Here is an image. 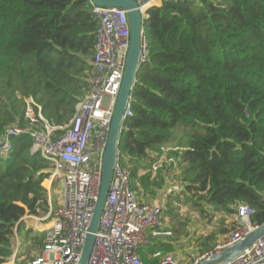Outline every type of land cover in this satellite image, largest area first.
Segmentation results:
<instances>
[{
    "label": "trees",
    "instance_id": "1",
    "mask_svg": "<svg viewBox=\"0 0 264 264\" xmlns=\"http://www.w3.org/2000/svg\"><path fill=\"white\" fill-rule=\"evenodd\" d=\"M96 25L88 0H0V139L8 126H28L30 97L51 125L69 122L88 89ZM142 27L146 56L118 148L140 200L175 176L184 201L222 215L218 230L199 239L201 253L234 227L225 220L240 203L264 224V0H162L147 9ZM30 140L12 136L0 154V264L12 255L20 218L44 216L49 207L42 182L52 164L27 152ZM178 197L169 196L166 212ZM25 243L30 258L42 238ZM157 249L173 252L174 244L158 241L139 254L153 264Z\"/></svg>",
    "mask_w": 264,
    "mask_h": 264
},
{
    "label": "built area",
    "instance_id": "2",
    "mask_svg": "<svg viewBox=\"0 0 264 264\" xmlns=\"http://www.w3.org/2000/svg\"><path fill=\"white\" fill-rule=\"evenodd\" d=\"M88 1L97 19L92 70L86 78L87 92L76 104L71 119L65 125H51L43 117L40 105L30 97L24 115L28 126H8L0 139V154L5 155L11 148L12 136L28 134L31 140L27 152L38 154L52 164L44 187L50 190L53 182L61 181L64 188L63 202L55 208L48 194V211L40 219L45 226L38 235L42 238L41 249L19 264H78L98 200L103 155L129 49V24L126 9L98 6ZM161 1L137 0L142 20L147 9L160 5ZM145 56L146 41L142 37L140 64ZM130 101L126 104L123 120L131 113ZM58 129L63 133L52 138L53 131ZM161 162L159 158L152 170L155 171ZM179 190V183L168 177L157 191V200L142 202L130 186L128 170L117 148L109 189L86 264H146L139 249L152 246L154 239L171 235L161 214L169 196ZM254 213L250 205L238 204L235 214L227 220L234 227L185 264H200L255 231L261 225L252 220ZM16 249L17 246L13 247L12 252ZM16 257V254L10 255L3 264H14ZM151 258L153 264H179L172 253L162 250L154 251ZM226 264H264V235Z\"/></svg>",
    "mask_w": 264,
    "mask_h": 264
},
{
    "label": "water",
    "instance_id": "3",
    "mask_svg": "<svg viewBox=\"0 0 264 264\" xmlns=\"http://www.w3.org/2000/svg\"><path fill=\"white\" fill-rule=\"evenodd\" d=\"M98 6L120 7L127 10L129 24V49L124 67L123 78L116 97L115 106L111 118L110 128L107 136L106 147L102 160L100 191L93 212L89 234L83 246L78 264H86L95 241V234L111 180V174L118 148V140L123 127V114L126 104L131 100V90L135 83L136 71L140 65L139 53L141 39L144 37L142 27V16L140 14L137 0H92ZM264 235V224L251 232L244 239L233 246L217 253L200 264H226L236 257L245 248H248L256 239Z\"/></svg>",
    "mask_w": 264,
    "mask_h": 264
},
{
    "label": "rangeland",
    "instance_id": "4",
    "mask_svg": "<svg viewBox=\"0 0 264 264\" xmlns=\"http://www.w3.org/2000/svg\"><path fill=\"white\" fill-rule=\"evenodd\" d=\"M175 133H177V137L182 134L181 130L179 129L175 130ZM52 138L54 137L52 136ZM175 142L170 145H175ZM176 148L177 147H173L170 149L175 150ZM161 159L163 161V156H161ZM165 159L167 160V157H165ZM166 165H168V162H166ZM43 184L46 185L44 181L42 182V185ZM49 189L50 190H47V198L49 194L51 198L52 207L55 208L63 202V184L61 181L53 182ZM180 191L181 190L176 193H173L179 195L178 199H172L169 201L170 205L168 206V208H171L172 213L166 212L164 209V213L162 212L161 217L164 223L171 230L170 236L173 237L172 241H175L174 251L172 252L174 259L179 264H185L190 259L198 255V253H200L201 246L199 244V239H201L206 234H210L211 232L218 230L219 226L221 225V221H219V219H221L222 215L205 203H203V213L195 210L189 202L184 201V197L180 194ZM153 199L157 200L158 196H150L147 197L145 200L141 199V201L151 203ZM167 201L166 203H168ZM228 218L229 217L226 218L225 223L229 226V224H227L230 223L227 222ZM224 234H218L215 237V241L210 245V247L216 241L221 239ZM33 239H35V236L33 237ZM24 250L25 245L22 242H19V252L16 257L18 264L26 259Z\"/></svg>",
    "mask_w": 264,
    "mask_h": 264
},
{
    "label": "crops",
    "instance_id": "5",
    "mask_svg": "<svg viewBox=\"0 0 264 264\" xmlns=\"http://www.w3.org/2000/svg\"><path fill=\"white\" fill-rule=\"evenodd\" d=\"M148 197H150V196H148ZM141 199L145 200L144 198H141ZM44 216H41V217H39L37 219L36 217H33L32 215H27L26 214V216L23 219H21V221L19 222L20 225H21V233H20V235H19V232H17V230L14 229L13 236L11 237V247L13 248V247L17 246V249L12 252V255L14 253L18 254V252H19V242H22L24 245H26L25 242L28 243L29 241H31L33 239V238H31V239L28 238L27 235H30V233L28 234L27 230H31L33 234L34 233H42V231L45 228V226H44L43 222L40 219L43 218ZM166 228L169 229L168 226H166ZM37 237H39V236H35V238H37ZM154 240H155V243L158 242V241H162V242L172 241L171 238H168L167 236H162V237L154 239ZM174 242L172 241L173 244H175ZM146 247H152V246H146ZM157 250H161V249H157ZM36 253H37V251L32 250L30 256L32 257ZM169 253H172V252H169ZM151 254L149 255V260L153 261V258H151Z\"/></svg>",
    "mask_w": 264,
    "mask_h": 264
},
{
    "label": "bare ground",
    "instance_id": "6",
    "mask_svg": "<svg viewBox=\"0 0 264 264\" xmlns=\"http://www.w3.org/2000/svg\"><path fill=\"white\" fill-rule=\"evenodd\" d=\"M48 181H46V183H47ZM48 225H51L50 223H48ZM44 230V229H43ZM43 232V231H42ZM14 254H16V256H17V253H14ZM14 264H18L17 263V259H15V262H14Z\"/></svg>",
    "mask_w": 264,
    "mask_h": 264
}]
</instances>
